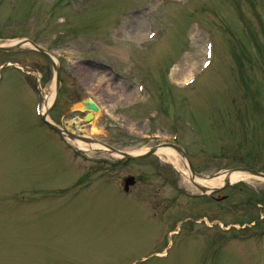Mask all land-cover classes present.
Here are the masks:
<instances>
[{
  "label": "rangeland",
  "instance_id": "rangeland-1",
  "mask_svg": "<svg viewBox=\"0 0 264 264\" xmlns=\"http://www.w3.org/2000/svg\"><path fill=\"white\" fill-rule=\"evenodd\" d=\"M152 26L160 33L149 41ZM0 38L34 40L57 59L48 118L72 134L129 153L176 138L204 176L264 172V0H0ZM208 39L210 68L180 89ZM38 77L44 96L31 86ZM54 88L50 62L30 45L0 58V264H264V181L233 183L214 193L221 202L177 197L182 163L65 146L37 112ZM86 98L101 106L93 124L78 111ZM154 192L160 224L186 225L206 209L212 228L156 231L144 220Z\"/></svg>",
  "mask_w": 264,
  "mask_h": 264
},
{
  "label": "bare ground",
  "instance_id": "bare-ground-1",
  "mask_svg": "<svg viewBox=\"0 0 264 264\" xmlns=\"http://www.w3.org/2000/svg\"><path fill=\"white\" fill-rule=\"evenodd\" d=\"M189 70H187L188 72ZM188 74V73H187ZM186 74V75H187ZM186 75H184L183 77L179 78L182 79V82H184L187 78H186ZM197 82V81H196ZM53 96H54V93L52 95H50L49 97H47V103L49 105V103L52 102L53 100ZM48 105H45L43 107V110L46 109V107ZM79 107H82V108H89V110H86V120L87 122H92V124L94 123L93 121L96 120L97 118V115L96 114H99V110H100V106L95 102L93 101L92 99H88V100H82L81 104L79 105ZM99 108V109H97ZM90 122V123H91ZM75 125L78 126V123L75 122ZM78 143V146L80 149H86V150H90V149H94V148H98L99 145L97 144H94L92 142H85V141H77ZM138 152H142V151H138ZM158 154L160 155H164L166 158H168L170 161H179L176 157V154L174 153V151H172L171 149H160L158 151ZM177 165H179V163H177ZM226 177L230 180V182L232 183H237L238 181H241V180H244V179H247L248 177L251 178V176L246 173V172H243V171H234L232 173H230L228 176L226 175ZM223 177H220V178H217L215 180H209V179H206V181L204 180H200L198 181L200 184H204V185H210V186H218V185H221L223 183ZM209 180V181H208Z\"/></svg>",
  "mask_w": 264,
  "mask_h": 264
},
{
  "label": "water",
  "instance_id": "water-1",
  "mask_svg": "<svg viewBox=\"0 0 264 264\" xmlns=\"http://www.w3.org/2000/svg\"><path fill=\"white\" fill-rule=\"evenodd\" d=\"M98 109V108H97ZM125 155V154H124ZM239 170H241V171H246V172H248V173H250V174H253V175H256V176H262V177H264V175L263 174H260V173H258V172H254V171H251V170H246V169H239ZM226 184H228V181H226Z\"/></svg>",
  "mask_w": 264,
  "mask_h": 264
},
{
  "label": "flooded vegetation",
  "instance_id": "flooded-vegetation-1",
  "mask_svg": "<svg viewBox=\"0 0 264 264\" xmlns=\"http://www.w3.org/2000/svg\"><path fill=\"white\" fill-rule=\"evenodd\" d=\"M156 194V193H155ZM158 204V203H157Z\"/></svg>",
  "mask_w": 264,
  "mask_h": 264
}]
</instances>
